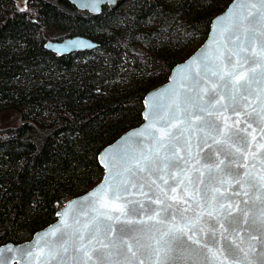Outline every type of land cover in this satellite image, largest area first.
Segmentation results:
<instances>
[{"label": "water", "instance_id": "1", "mask_svg": "<svg viewBox=\"0 0 264 264\" xmlns=\"http://www.w3.org/2000/svg\"><path fill=\"white\" fill-rule=\"evenodd\" d=\"M66 1L78 10L94 15L100 14L105 6L116 3V0ZM262 11L264 5L260 0H232L214 16L205 40L171 69L166 82L145 94L142 123L121 134L98 153L97 162L103 170L101 180L85 193L67 200L56 212L55 221L35 232L31 239L0 245V264H34L28 252L36 253L38 249H43L45 254L49 249L53 250L55 259H51L50 264H60L61 261L63 264H79L83 259L82 253L77 252L80 236L85 235L84 243H87L84 225L91 227L94 218L103 221L99 224L102 234L107 225L112 227V232L104 236L106 244L111 245L113 241L116 244V247L103 250L107 264H138L140 260L148 264L151 253L148 245L155 247V239L173 226L184 228L185 232L173 233L177 240L168 253V264H208L209 254L202 247L204 243L219 250L224 264H264V190L255 186L252 178L264 175V148L259 147L264 143L261 140L264 134L260 132L264 123H260L255 113L247 117L243 112L239 116L233 113V101L229 99L232 84L228 75L235 71L251 80L249 90L252 96L248 102L240 101L241 104L250 103L255 107L259 104L256 97L264 98V61L248 51L251 48L258 52L264 39L261 37L264 25L256 22ZM246 29L255 32L251 43L244 35ZM237 45L245 48L240 53L243 59L233 55L238 50ZM98 46L94 40L81 35L45 43V49L60 56L92 51ZM213 99L218 103L210 107L209 102ZM169 121L175 126L169 127V131L175 133L177 129H183V135L176 143L178 155L187 161L180 162V168L185 169L183 175L192 180L191 184L187 179L183 184L177 183L182 174L175 167L176 162L161 172L159 169L163 166L154 158L150 174L135 167V158L142 152L148 154L150 149L154 150L153 134L161 135L157 129H163ZM245 121L256 130L248 129L256 136L255 141L248 132L238 131L246 127ZM241 136L247 137V144L241 141ZM237 148L241 152H237ZM252 153H255V159ZM129 167L135 176L124 172ZM245 171L249 176L243 175ZM118 173L128 178V191L122 192L121 200L108 202L101 208L100 200L108 198L98 199L96 194L102 186L113 183V177L119 180ZM161 176L167 184L160 179ZM237 179L240 184L236 183ZM133 184L136 186L131 187ZM172 188L176 189L174 193ZM214 188L219 192H213ZM194 189L199 191L194 192ZM155 200L160 202L153 203ZM121 206L126 216L120 214ZM101 212L105 215L101 216ZM107 215L113 219L108 220ZM150 216L154 218L149 219ZM189 236L193 239L189 240ZM122 237L133 244L134 251L137 248L130 237L139 239L145 247L139 249L135 257L126 249L121 252L120 249H124ZM193 240L199 243H193ZM95 246L99 247L98 244ZM230 247L235 250V255H229Z\"/></svg>", "mask_w": 264, "mask_h": 264}, {"label": "trees", "instance_id": "2", "mask_svg": "<svg viewBox=\"0 0 264 264\" xmlns=\"http://www.w3.org/2000/svg\"><path fill=\"white\" fill-rule=\"evenodd\" d=\"M231 1L116 0L94 15L66 0H0V116L17 115L0 128V245L31 239L101 180L98 153L142 123L145 94ZM50 31L99 46L60 56L45 49Z\"/></svg>", "mask_w": 264, "mask_h": 264}, {"label": "snow or ice", "instance_id": "3", "mask_svg": "<svg viewBox=\"0 0 264 264\" xmlns=\"http://www.w3.org/2000/svg\"><path fill=\"white\" fill-rule=\"evenodd\" d=\"M260 3L264 5V0H260ZM264 25V11H262L261 16L259 17V20L256 21ZM243 23V22H241ZM246 39L249 40V43L253 39H255V32L252 29H246L244 33ZM261 37H264V32H261ZM238 39V38H237ZM237 51L233 52V55H236L238 58L240 57V53L245 51L244 47H241L237 45ZM248 51L252 52L253 56L259 57L260 61H264V39H262L261 44H260V49L258 52L252 51L251 48L248 49ZM229 60H231V57H228ZM243 59V58H241ZM242 67V65H240ZM213 75H217L216 72H213ZM229 75V80L232 84L231 89L229 90V99L233 101L232 104V111L235 113L237 116L240 115V113H244V115L250 116L253 113H255L256 116L260 118V123H264V98L261 96H257L256 99L259 101V104L255 107H253L250 103H244L241 104L240 101H245L248 102L252 96V92L249 90L250 89V84L251 80L249 78H246L242 74L238 72H231L228 74ZM239 81H243V83H239ZM243 89V91H241ZM237 96H239V100L237 99ZM215 103H218L215 99L211 100L209 102V106H213ZM251 109V111H247V109ZM205 109H202L204 111ZM209 115H211V112H209ZM234 122V123H238ZM246 127L243 129H239L238 131L241 132H248V129H252V124L247 123L245 121ZM225 126L228 127L227 122L225 123ZM169 127H175L174 125L171 124L169 121L163 129H157V132H160L161 135L157 136L155 133L153 134V140L155 141V148L150 149L148 154L141 153L139 157L135 158V167L137 168L138 171L140 172H145L148 171L150 174V167L154 162L158 163L159 165H162L159 170L161 172H164L167 170L169 164L176 162L175 167L179 168L181 175V178L177 181L178 184H183L185 179L188 180V184L192 183V180L187 178L186 176L183 175L185 172V169L180 168V162L187 163L186 160H183L182 157L178 155V149H177V141L180 140L181 136L183 135V129H177V131L174 133L172 131H169ZM255 129H252V132H255ZM252 132H248V135L252 137V140H256V136L252 135ZM260 132L264 134V128L260 129ZM241 141L244 144L248 143V139L245 136L240 137ZM261 140L264 141V135L261 136ZM260 148H264V143H260L259 145ZM237 152H241L240 148L236 149ZM250 152L251 149H248ZM253 159L256 158L255 153H252ZM246 158V157H245ZM245 168L248 167V165H243ZM252 167H255L253 164ZM125 173H131L132 176H135V172L131 167L125 168L124 170ZM120 179L116 180L115 177H113V183L106 184L101 187L99 192L96 194L97 198L100 199L101 197H106L108 200H100V207H106L108 202H114L122 199V192H127L129 185L127 183V177L123 174L118 173L117 174ZM239 175V174H237ZM244 176H249V173L245 171L243 174ZM175 179V177H173ZM253 180L255 181V186H258L259 189L264 190V175H258L252 177ZM161 180L165 184H167V180L164 179V176L160 177ZM203 183V181H200ZM225 181H221V183H224ZM155 183V181H153ZM230 183V182H229ZM236 183L240 184V180L237 179ZM136 185L133 184L131 187H135ZM243 187V185H241ZM142 190V186H141ZM172 192L174 193L176 191L175 188L171 189ZM198 189H194V192H198ZM185 192H187V188H185ZM213 192H219L218 188H214ZM173 199L176 197L173 196ZM212 199H215V196L212 197ZM159 200L153 201V203H159ZM140 207L143 208V205L140 204ZM169 207H171L169 205ZM224 205H221V208H223ZM120 214L122 216H126L127 213L124 211L123 206L120 207L119 209ZM133 212H135V209H133ZM101 216H104L105 213L101 212ZM262 216H264V213H262ZM108 220H112L113 217L111 215H107L106 217ZM154 217L150 216L149 219H153ZM131 223L132 221H128ZM159 223H162L163 221H158ZM103 223V221L97 220V218H94V222L92 226L90 227L88 224H85L84 227L87 230V243H84L85 241V235L80 236L81 244L80 247L77 248V252L82 253L83 259L79 261V264H107V261L105 259V253L104 249H108L109 247H116L115 241H113L110 244H106L104 242V236L108 235L112 232V227L111 225H107L106 228L102 230L99 227V224ZM262 223H264V220H262ZM174 232H179L183 234L185 232L184 228H178L176 226L170 227L166 231H163L158 239H155V247H152L151 245H148L149 248H151V253L148 256V264H168L167 256L168 253H170L173 249L174 243H176L177 237L173 234ZM131 240L135 242L137 251L141 248H144L145 245L137 238L135 237H130ZM189 240H192V236L188 237ZM98 244L99 247H96L95 244ZM193 243H199V241L193 240ZM121 244L124 245V249H120L121 252H123L125 249L128 253H131L133 257L137 255V251L133 250V244L129 242L128 239H124L123 237L121 238ZM91 245V247H90ZM203 249L207 251L209 254L208 256V264H224V260L221 259V253L219 252L218 249L214 250L213 248H210L208 246V243H204L202 245ZM64 251H67V248L64 249ZM229 255H235V250H233L231 247L229 248ZM94 254H95V259H94ZM28 255L33 257L34 264H50L51 259H55V253L53 250L49 249L48 253L45 254L43 249H38L36 253H32L31 250H29ZM110 255V253H109ZM60 264H63L61 261ZM138 264H145L144 260H140Z\"/></svg>", "mask_w": 264, "mask_h": 264}, {"label": "rangeland", "instance_id": "4", "mask_svg": "<svg viewBox=\"0 0 264 264\" xmlns=\"http://www.w3.org/2000/svg\"><path fill=\"white\" fill-rule=\"evenodd\" d=\"M16 4L19 9H23L27 5L28 0H15ZM48 39L47 40H54L58 37V32L56 31H50L46 32ZM200 45L199 43H196L194 48L198 47ZM193 49V48H192ZM17 123V115L16 112L14 111H5L3 114L0 116V128L12 126Z\"/></svg>", "mask_w": 264, "mask_h": 264}, {"label": "built area", "instance_id": "5", "mask_svg": "<svg viewBox=\"0 0 264 264\" xmlns=\"http://www.w3.org/2000/svg\"><path fill=\"white\" fill-rule=\"evenodd\" d=\"M63 205H64V202L59 205L58 210H60Z\"/></svg>", "mask_w": 264, "mask_h": 264}]
</instances>
